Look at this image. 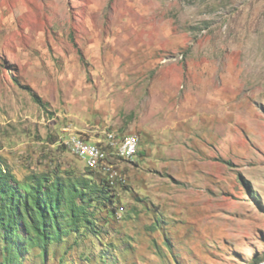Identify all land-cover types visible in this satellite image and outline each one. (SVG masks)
<instances>
[{
    "label": "rangeland",
    "instance_id": "rangeland-1",
    "mask_svg": "<svg viewBox=\"0 0 264 264\" xmlns=\"http://www.w3.org/2000/svg\"><path fill=\"white\" fill-rule=\"evenodd\" d=\"M74 133L114 203L24 264H264V0H0V160L106 179Z\"/></svg>",
    "mask_w": 264,
    "mask_h": 264
},
{
    "label": "trees",
    "instance_id": "trees-1",
    "mask_svg": "<svg viewBox=\"0 0 264 264\" xmlns=\"http://www.w3.org/2000/svg\"><path fill=\"white\" fill-rule=\"evenodd\" d=\"M112 184L107 176L96 181L93 172L60 167L31 171L20 179L0 160V264H24L34 248L47 257L50 246L79 234L83 226L92 228L91 208L114 203Z\"/></svg>",
    "mask_w": 264,
    "mask_h": 264
},
{
    "label": "bare ground",
    "instance_id": "bare-ground-1",
    "mask_svg": "<svg viewBox=\"0 0 264 264\" xmlns=\"http://www.w3.org/2000/svg\"><path fill=\"white\" fill-rule=\"evenodd\" d=\"M76 135L79 136L80 138L77 137ZM59 140L64 145H66L67 148L73 154L76 153L75 155L78 156L79 158H81L85 162L86 166H88L89 168L97 169V170L104 172L107 175L108 179H110L111 181L115 180L118 172L113 167V163H111L109 161L110 155H108V153L106 151V147L104 145H102V143L95 142V141H89V140L85 139L83 135L77 134V133L67 134L66 137L61 135ZM129 142H131V143H129ZM140 142H141V139H140L139 134H137V133H132V134H128L127 136H124V138L122 140H120L117 144V147H116L117 154L122 158L134 157L136 155L138 149H139ZM69 143L81 144L85 147H91L94 151H98V153L100 155L104 156V161L102 162V168L98 167L97 161L93 160L92 158H88L87 155H84V153L81 151L80 147L69 146ZM112 146H110V147H112ZM114 153H116V152H114ZM112 170L114 171V178L113 179L111 178V171Z\"/></svg>",
    "mask_w": 264,
    "mask_h": 264
},
{
    "label": "built area",
    "instance_id": "built-area-1",
    "mask_svg": "<svg viewBox=\"0 0 264 264\" xmlns=\"http://www.w3.org/2000/svg\"><path fill=\"white\" fill-rule=\"evenodd\" d=\"M131 143V142H129ZM69 146H77L80 147L81 151L84 153V155H87L88 158H92L93 160L98 162V167L102 168V162L104 161V156L100 155L98 151H94L91 147H85L81 144H74L69 143ZM111 178H114V171H111Z\"/></svg>",
    "mask_w": 264,
    "mask_h": 264
},
{
    "label": "clouds",
    "instance_id": "clouds-1",
    "mask_svg": "<svg viewBox=\"0 0 264 264\" xmlns=\"http://www.w3.org/2000/svg\"><path fill=\"white\" fill-rule=\"evenodd\" d=\"M59 142L61 143V144H63L60 140H59ZM64 145V144H63ZM65 147H67L66 145H64ZM81 159V158H80ZM86 166V165H85ZM86 167H88V166H86ZM89 168V167H88ZM90 169H92V168H90Z\"/></svg>",
    "mask_w": 264,
    "mask_h": 264
}]
</instances>
